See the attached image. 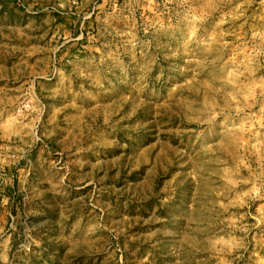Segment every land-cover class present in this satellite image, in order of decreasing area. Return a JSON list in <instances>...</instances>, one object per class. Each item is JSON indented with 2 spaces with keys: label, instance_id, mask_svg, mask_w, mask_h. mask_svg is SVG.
<instances>
[{
  "label": "rangeland",
  "instance_id": "obj_1",
  "mask_svg": "<svg viewBox=\"0 0 264 264\" xmlns=\"http://www.w3.org/2000/svg\"><path fill=\"white\" fill-rule=\"evenodd\" d=\"M0 264H264V0H0Z\"/></svg>",
  "mask_w": 264,
  "mask_h": 264
}]
</instances>
